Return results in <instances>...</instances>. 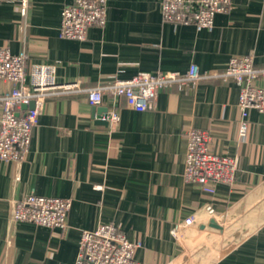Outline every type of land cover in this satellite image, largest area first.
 Here are the masks:
<instances>
[{
	"label": "crops",
	"instance_id": "0c3cea01",
	"mask_svg": "<svg viewBox=\"0 0 264 264\" xmlns=\"http://www.w3.org/2000/svg\"><path fill=\"white\" fill-rule=\"evenodd\" d=\"M72 0H0V46L24 50L27 64L55 63L71 92L46 97L27 152L0 160V264H73L81 230L114 223L141 242L140 264H264V113L250 110L238 134V86L204 79L161 89L143 111L103 91L91 106L85 88L141 72L223 70L232 56L264 63V1L232 0L211 30L175 25L162 0H106V23L85 40L60 35ZM117 109L119 124H98L97 108ZM189 127L206 130L210 148L235 158L233 184L207 193L183 178ZM71 198L67 228L13 222L11 208L29 193ZM209 204L214 218L203 214ZM197 213L191 225L183 220ZM178 226L175 236L172 230Z\"/></svg>",
	"mask_w": 264,
	"mask_h": 264
},
{
	"label": "built area",
	"instance_id": "2783aa9c",
	"mask_svg": "<svg viewBox=\"0 0 264 264\" xmlns=\"http://www.w3.org/2000/svg\"><path fill=\"white\" fill-rule=\"evenodd\" d=\"M264 1V0H262ZM232 0H162L163 21L175 25L192 24L197 30H211L216 13L228 12ZM106 0H72L61 9L59 32L64 38L85 40L88 28L106 23ZM24 50L11 53L0 46V160H21L28 150L33 129L49 95L71 92L75 84H59L55 78V63L27 64ZM232 79L238 86L240 122L238 134L247 133V117L250 110L264 113V63L254 66L252 55L229 58L220 71H200L190 64L185 73L141 71L129 78H115L106 86L85 88L91 106H99L103 91L109 90L124 98L136 111L147 109L163 88L177 85L179 89L195 86L204 79ZM32 103V107L23 108ZM101 119L112 126L119 124L118 110H107ZM186 152L183 178L198 184L204 192L214 193L217 183L231 185L235 180V158L214 152L209 146L206 130L189 127L185 131ZM71 198L29 193L14 202L10 217L13 222H31L49 228H67V216ZM203 214L214 218L215 210L207 203ZM197 213L187 216L182 225H191ZM172 233L177 236L178 226ZM141 247L139 240H129L123 230L114 223L99 224L93 230H81L78 251L73 264H140L134 257Z\"/></svg>",
	"mask_w": 264,
	"mask_h": 264
},
{
	"label": "water",
	"instance_id": "95a60500",
	"mask_svg": "<svg viewBox=\"0 0 264 264\" xmlns=\"http://www.w3.org/2000/svg\"><path fill=\"white\" fill-rule=\"evenodd\" d=\"M26 107H29V108L32 107V103L29 104V105H27V106H23V108H26ZM106 111H107V109H106L105 107L97 108V109L95 110V113H96V122H97L98 124H107L106 121H104V120L101 119V116H102L103 114H105Z\"/></svg>",
	"mask_w": 264,
	"mask_h": 264
}]
</instances>
